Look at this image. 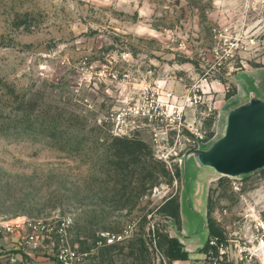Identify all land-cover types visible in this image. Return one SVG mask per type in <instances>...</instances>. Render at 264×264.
I'll use <instances>...</instances> for the list:
<instances>
[{
  "label": "rangeland",
  "instance_id": "374dc122",
  "mask_svg": "<svg viewBox=\"0 0 264 264\" xmlns=\"http://www.w3.org/2000/svg\"><path fill=\"white\" fill-rule=\"evenodd\" d=\"M261 18L248 0H0V220L66 219L65 240L84 264H158L166 237L189 253L173 264H264V169L207 181L208 229L187 232L180 171L158 159L150 120L166 119L168 93L200 83L216 50ZM243 45L244 63L219 74L228 99L240 68L264 66V50ZM219 112L203 122L208 140ZM173 199L178 221L161 212ZM211 223L225 238L218 255L203 253L218 245ZM102 233L122 239L100 244Z\"/></svg>",
  "mask_w": 264,
  "mask_h": 264
},
{
  "label": "built area",
  "instance_id": "2783aa9c",
  "mask_svg": "<svg viewBox=\"0 0 264 264\" xmlns=\"http://www.w3.org/2000/svg\"><path fill=\"white\" fill-rule=\"evenodd\" d=\"M248 4L253 11H256L258 6L262 8V18L259 22L263 26L257 30L253 27L235 33V42L230 44L229 50L221 53L217 49L213 68L206 70L200 83L194 84L180 98L168 93L167 97L173 99L167 104L170 111L166 114V119L157 113L150 116L151 122H155L152 126V138L156 155L173 172L179 168L180 157L187 149L196 148L199 143L208 140L203 122L207 118L218 116L219 112L216 108L219 92L213 81L224 88L225 96L231 92V84L224 83L222 75L219 74L226 70L227 62L239 60L241 65L244 63L243 53L247 54L251 50L248 45H243V40H248L251 46L258 45L259 50H264V43L262 45L259 42L264 39V0H248ZM188 109L194 112L193 121L186 118ZM164 121L168 123L163 124ZM160 123L165 126L161 127ZM68 225L69 221L66 219L52 222L26 218L19 223L0 220V264H84L87 254L80 253L65 240ZM55 236L60 237V240L55 241ZM121 239L122 235L102 233L99 243L111 245ZM155 256L158 264H169L167 257L157 248Z\"/></svg>",
  "mask_w": 264,
  "mask_h": 264
},
{
  "label": "water",
  "instance_id": "95a60500",
  "mask_svg": "<svg viewBox=\"0 0 264 264\" xmlns=\"http://www.w3.org/2000/svg\"><path fill=\"white\" fill-rule=\"evenodd\" d=\"M237 93L219 112L218 132L180 157L185 230L205 234V187L213 178L243 180L264 169V67L236 74Z\"/></svg>",
  "mask_w": 264,
  "mask_h": 264
},
{
  "label": "trees",
  "instance_id": "16d2710c",
  "mask_svg": "<svg viewBox=\"0 0 264 264\" xmlns=\"http://www.w3.org/2000/svg\"><path fill=\"white\" fill-rule=\"evenodd\" d=\"M161 212L168 213L167 215L175 220H179V203L177 200L173 199L170 200L165 204L164 207L161 208ZM210 234L211 238H215L218 241V245L214 246L210 243L207 244L206 247H204L203 253L208 254L210 250L215 251L216 255L219 254L220 245H223V241L225 240L223 231L216 228L213 223L210 224ZM112 245V244H111ZM162 247L167 248V255H165L169 261V264H173L175 261H186L189 259V253L188 251H185L183 249L182 243L176 238H165L162 243H160ZM86 257L85 260L87 259Z\"/></svg>",
  "mask_w": 264,
  "mask_h": 264
},
{
  "label": "crops",
  "instance_id": "0c3cea01",
  "mask_svg": "<svg viewBox=\"0 0 264 264\" xmlns=\"http://www.w3.org/2000/svg\"><path fill=\"white\" fill-rule=\"evenodd\" d=\"M264 67V66H263ZM263 67H251V69L250 68H247V69H245V70H242V71H254V70H257V69H260V68H263ZM236 74L237 73H235L234 75H233V77H236ZM232 83H233V85L234 86H237L238 87V83H237V81H231ZM221 95H219V97H218V101H217V103L219 102V101H221V102H226L227 100H228V98H226V96L225 95H222V97H220Z\"/></svg>",
  "mask_w": 264,
  "mask_h": 264
}]
</instances>
